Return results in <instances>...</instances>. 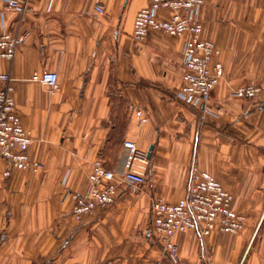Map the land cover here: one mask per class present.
<instances>
[{
  "label": "crops",
  "instance_id": "0c3cea01",
  "mask_svg": "<svg viewBox=\"0 0 264 264\" xmlns=\"http://www.w3.org/2000/svg\"><path fill=\"white\" fill-rule=\"evenodd\" d=\"M18 1L23 11L0 0V34L27 35L13 60L0 59L10 78L0 88L13 89L33 136L28 154L44 169L17 170L0 158V264H45L47 254L48 264H264V3L206 0L202 38L216 45L213 63L224 74L205 104H188L176 94L189 36L132 37L147 0ZM45 71L58 74L57 88L35 79ZM252 83L257 101L233 97ZM125 141L151 150L146 183L76 218L72 195L88 193L98 160L122 172ZM194 167L234 196L245 228L180 234L174 262L151 234V203L185 198Z\"/></svg>",
  "mask_w": 264,
  "mask_h": 264
},
{
  "label": "built area",
  "instance_id": "2783aa9c",
  "mask_svg": "<svg viewBox=\"0 0 264 264\" xmlns=\"http://www.w3.org/2000/svg\"><path fill=\"white\" fill-rule=\"evenodd\" d=\"M7 4L11 10L24 9L18 0H7ZM204 5L205 0H147L146 6L137 12L134 19L132 37L139 43L145 42L152 32L175 37L189 36L183 52L185 70L182 84L176 94L178 100L188 104H205L224 74L222 63H213L219 55L216 45L202 38L200 14ZM96 11L103 15L105 8L97 5ZM163 12L169 17L165 19ZM26 39V34H0V59L13 60ZM35 79L52 89L58 87L57 73L45 71ZM0 80L9 81L10 78L0 75ZM12 90L11 87L0 88V158L14 169L38 172L44 166L32 161L28 154L33 136L22 125ZM260 93L261 88L252 83L240 87L233 97L257 101ZM134 112L141 123L148 122L141 109L135 108ZM123 149L124 163L120 173L107 170L100 160L94 162L88 193L72 195L76 218L114 204L125 191L136 194L146 183L149 152L139 149L132 141H125ZM4 175L10 177L11 171L7 170ZM233 201L234 196L213 175L194 167L185 198L176 203L160 198L152 200L151 234L158 239L164 253L176 262L179 247L175 237L180 234L192 231L201 236H210L215 232L236 236L243 232L246 217L233 209Z\"/></svg>",
  "mask_w": 264,
  "mask_h": 264
},
{
  "label": "rangeland",
  "instance_id": "374dc122",
  "mask_svg": "<svg viewBox=\"0 0 264 264\" xmlns=\"http://www.w3.org/2000/svg\"><path fill=\"white\" fill-rule=\"evenodd\" d=\"M228 1L229 0H219V3L221 4V6H227V5H229ZM241 1H243V0H241ZM254 1H256L257 4H259L261 1H262V4L264 3V0H254ZM205 2H206V0H205ZM236 236H238V235H236ZM52 258H53V256L51 254H47V255L44 256V260L43 261H44L45 264H48V263L52 262Z\"/></svg>",
  "mask_w": 264,
  "mask_h": 264
},
{
  "label": "water",
  "instance_id": "95a60500",
  "mask_svg": "<svg viewBox=\"0 0 264 264\" xmlns=\"http://www.w3.org/2000/svg\"><path fill=\"white\" fill-rule=\"evenodd\" d=\"M150 155H151V150L149 151V157H150Z\"/></svg>",
  "mask_w": 264,
  "mask_h": 264
}]
</instances>
